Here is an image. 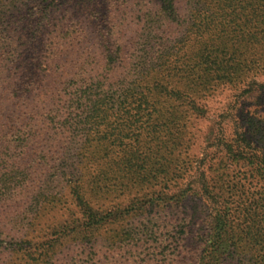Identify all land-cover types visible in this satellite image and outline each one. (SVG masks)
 Instances as JSON below:
<instances>
[{"label": "rangeland", "instance_id": "obj_1", "mask_svg": "<svg viewBox=\"0 0 264 264\" xmlns=\"http://www.w3.org/2000/svg\"><path fill=\"white\" fill-rule=\"evenodd\" d=\"M84 1L62 0L51 18L83 37L59 57L66 72L54 101L62 96L59 108L70 111L64 101L99 73L110 23L134 75L121 71V95L103 106L84 102L71 120L57 118L71 124L63 138L43 135L31 147L28 158L32 148L54 158L57 178L37 227L0 237V264H264V0H96V20L81 13ZM12 5L0 0V51L9 39L23 56L20 89L45 86L60 73L42 45L53 28L11 18ZM17 70L2 74L0 88L13 73L19 80ZM144 85L161 89L145 99L136 94ZM37 95L27 100H53ZM74 184L85 187L94 218L76 210ZM217 218L227 230L218 252ZM78 227L85 240L72 237Z\"/></svg>", "mask_w": 264, "mask_h": 264}, {"label": "trees", "instance_id": "obj_2", "mask_svg": "<svg viewBox=\"0 0 264 264\" xmlns=\"http://www.w3.org/2000/svg\"><path fill=\"white\" fill-rule=\"evenodd\" d=\"M21 1L22 3H20ZM23 1L12 0V10H14L15 15H12L11 18L33 17L37 27L42 29L53 28V32L45 31L46 33L44 34L47 39L42 45L47 47L46 50H49V57L52 63L50 66L51 73H60L55 74L51 80H48L49 82L45 86H27L28 89L23 91L20 89V83H25L26 85V82H24V70L28 66L22 67L23 61L20 66L16 65L22 60L23 56L14 52L13 48L15 45H13L12 41L7 39L1 44L3 51H0V80L4 72L18 71L17 69L19 68L22 73L19 80L13 73L10 84L6 83L0 88V237L7 236L8 233L15 231L20 232L25 226L30 230L37 227L36 222H40L43 211L41 204L47 200L50 192L47 185L57 178L58 170L52 166L51 162L54 158L41 155L40 150L37 148H32V157L28 158L27 155L31 147L37 141L40 142V138L43 135L51 136L58 133L57 135H61L63 138L71 124L66 121L62 125L59 120H56L57 118L60 119L66 115V119L71 120L75 110L81 109L84 102H88L93 107L98 104L103 106L106 101L108 102V98H112L113 95L118 93V90L114 88L118 87L116 77H121L123 74L121 71L125 75H134L130 69L125 71L127 61L123 59V50L117 25L109 22L112 25L106 28L107 33L105 35L102 34V31H99L102 38V41H100L102 49L100 52L101 69L99 73L90 76L87 82L79 87L77 86L68 100L64 101V103H71L72 108L70 111L67 112L60 109L63 97L59 95L54 101V91H57L54 85L60 83L62 74L66 72V62L62 61L60 63L59 57L71 45L77 46L78 44L75 43L81 42L83 37L76 38L69 35L68 31L70 28H66V25H51L52 15L62 0ZM17 2L20 5H16ZM28 2L33 5L26 7L25 4ZM95 2L96 0H85L80 6V8L82 7L81 13L93 20L97 18L95 16L97 15ZM23 9L24 13L22 12ZM116 11L118 12V10ZM114 13L116 12L113 11ZM104 22L108 23L106 20ZM70 27L72 28V26ZM111 30H113L112 35H109ZM9 65H11V69L6 70ZM152 72L149 67H142V73L140 74L148 77ZM138 88L143 92L136 94L141 95L145 99L154 91L161 89L146 85ZM35 90L39 95V102L42 98V92H49L53 96L50 105H46L43 101L39 106L29 102L26 95ZM118 95L120 96L121 94L118 93ZM127 96H129V92ZM41 105L45 107H41ZM46 109L54 115L48 118L47 113H45ZM52 140L54 141L55 139L52 138ZM63 153L64 158H62L61 167L68 168L73 166V164H70V162H73V157L71 155L69 157L71 153L69 151ZM27 160H29L28 164L23 163ZM69 195L78 213L86 216L88 212L94 218L89 205L86 204L85 187L81 184H74L70 188ZM215 223L217 232L213 240L215 241V249L218 252L226 243L227 230L224 220L217 218ZM221 226L222 228L219 230ZM72 237H79L85 240L87 232L78 227L74 229ZM53 249L54 247H50L48 250L52 251Z\"/></svg>", "mask_w": 264, "mask_h": 264}]
</instances>
